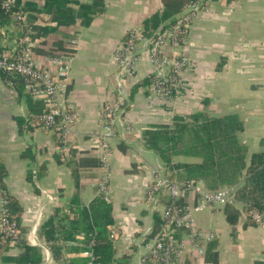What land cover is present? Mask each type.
Here are the masks:
<instances>
[{"label":"crops","instance_id":"obj_1","mask_svg":"<svg viewBox=\"0 0 264 264\" xmlns=\"http://www.w3.org/2000/svg\"><path fill=\"white\" fill-rule=\"evenodd\" d=\"M74 2L98 3L88 24L73 13H58L51 6L53 1L21 0L22 6L30 4L29 8L9 15L0 25L15 38L27 34L32 58L45 69L55 71L50 56H75L65 87L69 106L78 113L68 134L74 146L68 162L57 154L55 134L32 118L25 100L27 92L0 74L4 181L21 207V237L42 246L40 264H57L40 237L42 223L73 196L86 206L98 195L106 197L100 187L105 177L114 215L111 228L116 261L158 264L142 258L166 229L170 197L173 201L181 198L182 205L191 210L197 231L213 235L200 253L191 231L177 230L175 235L184 243V252L175 264H264V224L247 215L242 204L236 205L237 223L230 225L224 205L196 209L199 194L193 190L182 188L175 198L165 186L152 194V185L166 173L163 162L144 144L147 128L170 123L174 116L204 112L212 117L235 115L240 119L238 139L248 147V159L264 151V0H202L204 9L183 28L178 49L189 58V65L182 85L170 99L156 94L148 82L154 66L143 43L137 45L135 69L124 76L115 54L131 31L145 36V21L156 12L171 15L157 31L188 12L192 0ZM118 100L120 123L104 154L99 147L102 109ZM174 161L199 159L177 156ZM193 181L207 190L201 181ZM20 251L19 245H11L4 255L13 257ZM0 264L13 263L0 256Z\"/></svg>","mask_w":264,"mask_h":264},{"label":"trees","instance_id":"obj_2","mask_svg":"<svg viewBox=\"0 0 264 264\" xmlns=\"http://www.w3.org/2000/svg\"><path fill=\"white\" fill-rule=\"evenodd\" d=\"M46 1H53L51 6L60 14L66 12L78 15L84 24L93 19L98 5L97 2L78 4L74 0ZM29 6L30 4L22 6L21 0L7 6L0 1V25L5 23L9 15L19 14ZM170 17L165 12L152 15L145 21V36H155L159 25ZM174 21L175 19L171 22ZM0 74L5 80H10L7 72L0 70ZM153 78L152 75L148 82L151 83ZM11 80L23 91L22 80ZM25 100L32 118L40 122L39 116L46 110L43 101L33 98L29 93L25 94ZM241 129L242 122L235 115L212 117L204 112H196L186 117L174 116L170 123L147 128L144 132V144L163 162L166 186L177 183L185 188L191 180L201 181L209 191L233 186L232 199L224 204V212L229 224L235 225L239 216L236 205L239 203L249 216L253 211L264 215V151L253 153L248 159V147L238 139ZM177 156L195 157L199 161L175 162ZM4 170L0 160V198L6 201L9 223L15 222L20 229L18 214L21 207L5 185ZM173 202L184 207L181 198L173 201L169 197L168 206L172 207ZM113 224L112 204L104 196L98 195L88 206L82 204L78 196H73L64 207L56 208L42 223L40 237L44 239L57 264H127V261H116L115 239L111 228ZM12 240V237L0 232V256L4 261L13 264L42 263V246L32 245L24 240L21 231L17 238L21 251L13 257L5 256ZM67 252L69 254L66 256ZM86 252H91L93 259Z\"/></svg>","mask_w":264,"mask_h":264},{"label":"built area","instance_id":"obj_3","mask_svg":"<svg viewBox=\"0 0 264 264\" xmlns=\"http://www.w3.org/2000/svg\"><path fill=\"white\" fill-rule=\"evenodd\" d=\"M4 5H13L16 0H0ZM202 0H193L189 4V11L167 24L156 32L155 36L147 37L141 32L131 31L127 39L122 42L116 50V61L120 68V75L124 76L132 72L139 59L137 51L138 43H143L149 53L151 63L154 66L152 90L165 98H171L177 88L184 80V70L189 65V58L178 48L180 39L184 33V27H188L196 14L204 9L201 6ZM186 32V31H185ZM75 56H50L49 62L55 71L43 68L31 56V42L29 36L15 38L8 30L0 26V70L7 72L10 77L8 82L14 83L11 78L22 80L24 90L33 98L43 101L45 111L39 116L41 128L52 132L57 138V154L64 162L71 158L74 146L68 140L73 123L78 117L76 110H73L68 103L65 93L66 83L70 77L72 62ZM7 81V80H6ZM119 95L123 93L119 90ZM121 103L111 102L102 109L103 131L99 134V147L101 152L106 154L108 142L116 135V126L120 123ZM107 179L104 178L100 184L102 191L106 193ZM166 186V180L158 178L152 185L151 192H157L161 187ZM175 198H178L182 188L178 184H167ZM183 190H193L199 194V202L196 209L207 208L214 205H224L232 199L234 187L224 186L218 191L203 190L193 180L189 181ZM108 200V199H107ZM177 200V199H175ZM6 201L0 198V232L7 237H12L11 245H18L17 238L20 229L15 222L9 223ZM168 222L165 231L149 246L148 254L142 258L152 259L158 264H175L181 261L184 252V243L180 242L175 233L181 228L191 231L193 240L196 241L200 253L204 252L203 244L210 241L212 233L197 231L194 227V218L189 208L181 207L173 202L167 213ZM253 219L257 223L264 224V215L253 211ZM32 244L35 241L31 239ZM91 256V252H86ZM49 260V255H47ZM51 261L48 262L50 264Z\"/></svg>","mask_w":264,"mask_h":264},{"label":"rangeland","instance_id":"obj_4","mask_svg":"<svg viewBox=\"0 0 264 264\" xmlns=\"http://www.w3.org/2000/svg\"><path fill=\"white\" fill-rule=\"evenodd\" d=\"M172 98V97H171ZM170 99V98H169ZM221 188H219L218 190H220ZM218 190H215V191H218Z\"/></svg>","mask_w":264,"mask_h":264}]
</instances>
